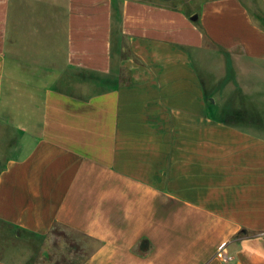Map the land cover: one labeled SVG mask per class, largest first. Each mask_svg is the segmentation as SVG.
I'll list each match as a JSON object with an SVG mask.
<instances>
[{"label":"crops","instance_id":"0c3cea01","mask_svg":"<svg viewBox=\"0 0 264 264\" xmlns=\"http://www.w3.org/2000/svg\"><path fill=\"white\" fill-rule=\"evenodd\" d=\"M0 223L264 264V0H0Z\"/></svg>","mask_w":264,"mask_h":264},{"label":"rangeland","instance_id":"374dc122","mask_svg":"<svg viewBox=\"0 0 264 264\" xmlns=\"http://www.w3.org/2000/svg\"><path fill=\"white\" fill-rule=\"evenodd\" d=\"M83 79L109 83L106 77L86 72ZM96 247L61 227L38 237L0 223V259L12 264H80Z\"/></svg>","mask_w":264,"mask_h":264},{"label":"trees","instance_id":"16d2710c","mask_svg":"<svg viewBox=\"0 0 264 264\" xmlns=\"http://www.w3.org/2000/svg\"><path fill=\"white\" fill-rule=\"evenodd\" d=\"M245 236H246V232L243 231V232H241L239 235H237V236L234 238L233 242H239L240 240H242L243 238H245ZM77 237L80 238V240L83 239V240H85V241L93 242V243H95L97 246L100 245L99 242H97V241H95V240H93V239H91V238L85 237V236H83V235H77ZM78 240H79V239H78ZM78 240H76V241H78ZM85 259H86V258H85ZM85 259H84V260H85Z\"/></svg>","mask_w":264,"mask_h":264},{"label":"built area","instance_id":"2783aa9c","mask_svg":"<svg viewBox=\"0 0 264 264\" xmlns=\"http://www.w3.org/2000/svg\"><path fill=\"white\" fill-rule=\"evenodd\" d=\"M221 257H222L225 261H229V260H231V257H229L227 254H223V255H221Z\"/></svg>","mask_w":264,"mask_h":264},{"label":"water","instance_id":"95a60500","mask_svg":"<svg viewBox=\"0 0 264 264\" xmlns=\"http://www.w3.org/2000/svg\"><path fill=\"white\" fill-rule=\"evenodd\" d=\"M192 20H193V21H197V16H194V17L192 18Z\"/></svg>","mask_w":264,"mask_h":264}]
</instances>
